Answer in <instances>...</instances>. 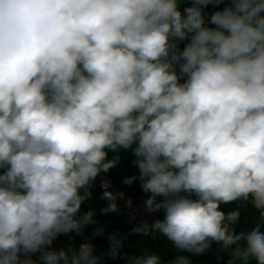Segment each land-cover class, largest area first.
<instances>
[{
  "label": "clouds",
  "instance_id": "clouds-1",
  "mask_svg": "<svg viewBox=\"0 0 264 264\" xmlns=\"http://www.w3.org/2000/svg\"><path fill=\"white\" fill-rule=\"evenodd\" d=\"M222 3L0 0V264H33L36 252L44 264H98L89 243L48 246L92 222L79 213L119 149L139 169L125 183L139 179L146 209L165 213L135 232L195 254L235 246L264 264L260 227L236 234L239 213L220 210L251 196L264 217V0H231L206 26L205 9ZM102 187L103 211H117ZM111 240L116 255L123 241Z\"/></svg>",
  "mask_w": 264,
  "mask_h": 264
},
{
  "label": "rangeland",
  "instance_id": "rangeland-1",
  "mask_svg": "<svg viewBox=\"0 0 264 264\" xmlns=\"http://www.w3.org/2000/svg\"><path fill=\"white\" fill-rule=\"evenodd\" d=\"M230 2L231 0H227L226 3ZM134 147L135 145L133 148ZM107 159L109 161H115V166L110 168L107 173L101 172L94 181L93 187L90 189L91 196L84 201L79 213L80 216H83L85 213L91 211L93 213L92 222L83 226L82 229L86 232L92 231L93 233L97 231L96 236L100 235L103 231L111 235H123L125 232H128L129 235L138 239L136 243L137 245H139V243L141 244V242L144 244H141L142 248H135L134 246H129V250H125L123 247L119 248L116 256V264H132V261L135 258L151 255L150 253L158 255L160 257V262L165 258L167 259L170 256L166 254L165 250L175 247L172 241H170L166 236L160 234V236H158L161 240L156 242L153 241L152 239L154 238L149 235L151 233L150 231L142 233L134 231V229L138 226L147 225L150 227L156 220H163L165 213L163 209L156 211L157 214L149 212L146 209L145 201L151 196V193H145L143 191L139 179L133 181L131 184L125 183V186H121L120 175H124L125 178L132 176L139 177V169L134 163L136 157L133 154V150H108ZM105 181H107L110 185L108 191H111L117 196L116 203L118 205V209L115 212L105 213L103 211V209H105L110 203L109 200L103 198V192L105 189L102 185ZM138 186L139 189H137ZM119 230H122V232ZM65 236L66 234L58 236L53 244L48 246V250H51L52 246L59 247L64 250L79 249L82 244L88 243L89 241V239L85 241L82 239V242L80 240L67 241L68 238ZM58 238L62 239V241L58 242ZM110 243L113 248L112 241ZM76 244L80 245L76 247ZM154 247L156 248L152 250ZM55 251L60 250L57 249ZM41 255V252H36L31 254L29 258L33 262L32 257L34 260H39L41 259Z\"/></svg>",
  "mask_w": 264,
  "mask_h": 264
},
{
  "label": "crops",
  "instance_id": "crops-1",
  "mask_svg": "<svg viewBox=\"0 0 264 264\" xmlns=\"http://www.w3.org/2000/svg\"><path fill=\"white\" fill-rule=\"evenodd\" d=\"M228 4L229 3H222L218 7L213 6L212 4L208 5V7L205 9L206 26L215 27V25H212L210 23L211 14L214 13L215 11L222 10ZM189 6H191V0H179V7H180L181 11H183L184 8L189 7ZM187 43H188V41L181 42L179 45L180 49L182 50L186 46ZM181 82H183V80ZM120 177H121V186L123 187V186H125L126 178L124 175H120ZM137 189H139V186L137 187ZM196 198L197 197L194 194L193 199H196ZM157 201H162V200L161 199L158 200V198H157ZM220 210L223 211L225 213V215H227L231 212H238L239 213L238 220L236 221V223L230 225V228L233 229L236 234H239L241 232H245V233L251 232L253 229H255L258 226L260 227L261 232H264V217L261 216V210H258L254 206L251 196L249 197V199L247 201H245L243 199H238L236 201H233V202H230L227 204L222 203L220 205ZM154 213L157 214L156 212H154ZM79 216H80V214H79ZM79 216H78V218H79ZM163 218H164V216H163ZM84 231H85L84 229H81V231L79 233L72 232V233L66 234L65 237L68 238L67 241L68 240L69 241L80 240L82 242V239L84 241L88 240V239L93 240L92 237L96 236V233H97V231H95L94 233L92 231H89L91 233H86ZM110 235L111 234H109V233L106 234V236H110ZM78 237H79V239H78ZM59 241H62V239L58 238V242ZM141 244L144 245L142 242H141ZM78 245H80V244H76V247ZM93 246H95V245L93 244ZM241 246H243V245H241ZM52 247H55V246H52ZM139 248H142V246H140ZM155 248L156 247L152 248V250H154ZM234 248H235V246H233L231 248H224L221 243H217V242H212L210 247L205 252H203L201 254H195V253H192L189 251H181V250L177 249L176 247L169 248V249H166L165 251H166V254L170 257L162 260L160 262V264H174L176 259L178 257H181V256L187 257L189 259V261L191 262V264H257L255 259H253V258H249L248 261L245 262L241 258L235 257L233 255ZM76 250H78V249L76 248ZM150 254H153V253H150ZM168 259H170V260H168ZM32 260H33V264H44L42 259H39V260L35 259L34 260V258L32 257Z\"/></svg>",
  "mask_w": 264,
  "mask_h": 264
},
{
  "label": "trees",
  "instance_id": "trees-1",
  "mask_svg": "<svg viewBox=\"0 0 264 264\" xmlns=\"http://www.w3.org/2000/svg\"><path fill=\"white\" fill-rule=\"evenodd\" d=\"M181 195L189 196V198H191V199L194 198V193H192V194L181 193ZM157 198H158V200L159 199H161V200L164 199V197H162V196H158ZM119 231L122 232V230H119ZM84 232H86V231H84ZM150 232L151 233L149 235L154 238V239H152L153 241L159 242V240H161V238L159 237L160 236V232L158 230H152ZM86 233H91V232H86ZM106 234H108V233L103 231L102 233H100V235L92 237L93 244L95 245L94 247H96L97 250L102 249V247H105V248L107 247V249L111 252V255L109 256V258L105 262L98 258V264H116L117 263V261H116L117 254L113 255V248H112L111 243H110L112 241L111 240V236H113V235H115L119 240L123 241V243L120 246V248L123 247L125 250H129V246L130 247L134 246L135 248H139L137 246H141L140 243H139V245L136 244L138 239H136V238L132 237L131 235H129L128 232L127 233L125 232V234H123V235L112 234L110 236H106ZM158 238H160V239H158Z\"/></svg>",
  "mask_w": 264,
  "mask_h": 264
},
{
  "label": "built area",
  "instance_id": "built-area-1",
  "mask_svg": "<svg viewBox=\"0 0 264 264\" xmlns=\"http://www.w3.org/2000/svg\"><path fill=\"white\" fill-rule=\"evenodd\" d=\"M226 1L227 0H225V2ZM88 243L90 245H92V247H93V253H94V255H96L97 258H99L100 260H102L104 262L107 261V259L111 255V252L107 249V247L106 248L105 247H102V249L97 250L96 247L93 246V240H90L89 239ZM53 248H55V249H53ZM57 249L58 250H61V248H59V247H52L51 251H55Z\"/></svg>",
  "mask_w": 264,
  "mask_h": 264
},
{
  "label": "bare ground",
  "instance_id": "bare-ground-1",
  "mask_svg": "<svg viewBox=\"0 0 264 264\" xmlns=\"http://www.w3.org/2000/svg\"><path fill=\"white\" fill-rule=\"evenodd\" d=\"M226 2H227V1H226ZM226 2H225V3H226Z\"/></svg>",
  "mask_w": 264,
  "mask_h": 264
}]
</instances>
